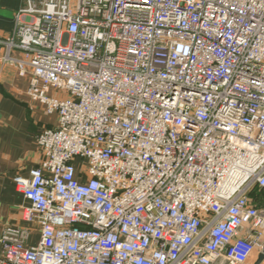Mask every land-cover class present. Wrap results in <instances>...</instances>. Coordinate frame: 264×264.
Returning <instances> with one entry per match:
<instances>
[{"label":"built area","instance_id":"2783aa9c","mask_svg":"<svg viewBox=\"0 0 264 264\" xmlns=\"http://www.w3.org/2000/svg\"><path fill=\"white\" fill-rule=\"evenodd\" d=\"M14 20L0 48L58 122L14 178L30 204L2 228L0 264L264 250V0H25Z\"/></svg>","mask_w":264,"mask_h":264},{"label":"crops","instance_id":"0c3cea01","mask_svg":"<svg viewBox=\"0 0 264 264\" xmlns=\"http://www.w3.org/2000/svg\"><path fill=\"white\" fill-rule=\"evenodd\" d=\"M13 30V29H12ZM11 30L0 28V38ZM6 49L0 48V233L7 223L25 224L22 207L30 201L17 190L14 178L38 166L42 153L37 136L44 128L55 127L56 114H48L45 107L28 95L30 77L21 75L17 65L5 58ZM14 56L24 58L20 51ZM251 196L258 207H264V191L255 188ZM261 252H255L247 264L258 263Z\"/></svg>","mask_w":264,"mask_h":264},{"label":"trees","instance_id":"16d2710c","mask_svg":"<svg viewBox=\"0 0 264 264\" xmlns=\"http://www.w3.org/2000/svg\"><path fill=\"white\" fill-rule=\"evenodd\" d=\"M24 5L25 0H0V28L12 31L14 15Z\"/></svg>","mask_w":264,"mask_h":264},{"label":"rangeland","instance_id":"374dc122","mask_svg":"<svg viewBox=\"0 0 264 264\" xmlns=\"http://www.w3.org/2000/svg\"><path fill=\"white\" fill-rule=\"evenodd\" d=\"M37 236H38V234H37V233H33V234L31 235V240H30V243H35V242H36V240H37Z\"/></svg>","mask_w":264,"mask_h":264},{"label":"water","instance_id":"95a60500","mask_svg":"<svg viewBox=\"0 0 264 264\" xmlns=\"http://www.w3.org/2000/svg\"><path fill=\"white\" fill-rule=\"evenodd\" d=\"M264 260V250L260 253L258 263Z\"/></svg>","mask_w":264,"mask_h":264}]
</instances>
